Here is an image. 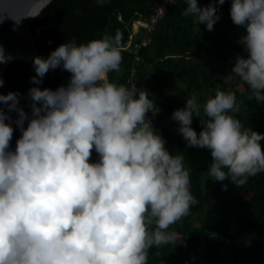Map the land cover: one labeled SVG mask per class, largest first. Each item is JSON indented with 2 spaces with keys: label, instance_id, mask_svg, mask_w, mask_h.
I'll list each match as a JSON object with an SVG mask.
<instances>
[{
  "label": "clouds",
  "instance_id": "clouds-1",
  "mask_svg": "<svg viewBox=\"0 0 264 264\" xmlns=\"http://www.w3.org/2000/svg\"><path fill=\"white\" fill-rule=\"evenodd\" d=\"M185 2L182 15L211 31L224 0ZM230 16L244 28L238 43L247 56L236 57L223 82L238 77L249 99L264 104V0H231ZM122 40L117 30L35 56L30 116L19 107L18 92L0 94L7 108H0V264H148L150 248L181 239L169 228L198 200L183 157L168 151L148 117L155 106L149 92L108 78L120 69ZM8 59L0 47V62ZM58 67L71 73L67 84L41 88ZM13 111L21 131L14 150L6 122ZM200 111L193 94L172 119L187 146L211 151L208 178L241 187L264 173V133L233 115L235 92L217 87ZM194 115L201 118L199 133L191 126Z\"/></svg>",
  "mask_w": 264,
  "mask_h": 264
},
{
  "label": "trees",
  "instance_id": "trees-1",
  "mask_svg": "<svg viewBox=\"0 0 264 264\" xmlns=\"http://www.w3.org/2000/svg\"><path fill=\"white\" fill-rule=\"evenodd\" d=\"M160 1L105 0L103 5H98L96 0H53L31 25L38 48L36 56L46 57L64 41L87 42L104 34L114 35L117 30L123 35L124 45L133 21H148ZM212 2L198 0L201 6ZM186 7L185 0L169 4L154 29L142 28L135 35L134 43L144 37L146 44L135 50H122L119 71L108 74L110 81L129 87V77L135 72L136 87L148 91L155 105L148 117L165 139L168 151L183 157L190 190L198 200L187 216L169 228L181 239L175 246L150 248L148 264H264V173L249 177L241 187L227 178L224 181L208 178L211 151L187 146L178 131L179 123L172 119L173 111L184 107L186 99L193 94L203 115L205 99L220 87L235 92L237 111L233 115L244 127L264 133V104L249 99L250 89L238 77L223 82L228 80L236 57L247 56L244 46L238 43L244 28L232 22L231 0L218 5L220 19L211 31L205 24L195 23L194 17L182 15ZM32 60L14 61L6 70L7 83L20 94L29 116L27 94L35 74ZM70 76L60 67L50 69L40 87L55 90L66 85ZM200 119L193 116L191 126L197 133L202 127ZM27 124L25 120V128ZM13 129L10 148L14 150L21 131L17 125ZM261 146L264 148V140ZM97 159L98 154L93 150L90 160ZM230 249L232 255L228 260L225 251Z\"/></svg>",
  "mask_w": 264,
  "mask_h": 264
},
{
  "label": "water",
  "instance_id": "water-1",
  "mask_svg": "<svg viewBox=\"0 0 264 264\" xmlns=\"http://www.w3.org/2000/svg\"><path fill=\"white\" fill-rule=\"evenodd\" d=\"M53 0H6L0 3V47L4 54L10 57L7 62H0V78L3 85H0V94H7L14 91L7 83L6 70L14 61H29L33 59L38 48L35 44L32 32V22L43 9ZM19 107L24 108L21 99ZM0 108L7 111L5 105L0 104ZM25 110V108H24ZM26 112V111H25ZM10 119L6 122L16 126L17 113L11 112Z\"/></svg>",
  "mask_w": 264,
  "mask_h": 264
},
{
  "label": "built area",
  "instance_id": "built-area-1",
  "mask_svg": "<svg viewBox=\"0 0 264 264\" xmlns=\"http://www.w3.org/2000/svg\"><path fill=\"white\" fill-rule=\"evenodd\" d=\"M176 2V0H175ZM169 4H172L169 2V0H161L158 4V6L154 9L153 13L149 17L148 21L143 19H137L133 21V26H135V30L132 32L129 36V43L125 46H122V50H135L140 48L142 45L146 44V41L143 37V40L141 42L137 41L134 43L133 39L135 35L140 31V29H146L147 31H150L155 28L157 23L164 17L165 13L167 12ZM129 81L131 82L132 86H136L135 84V72L133 71L129 77Z\"/></svg>",
  "mask_w": 264,
  "mask_h": 264
},
{
  "label": "rangeland",
  "instance_id": "rangeland-1",
  "mask_svg": "<svg viewBox=\"0 0 264 264\" xmlns=\"http://www.w3.org/2000/svg\"><path fill=\"white\" fill-rule=\"evenodd\" d=\"M135 29H136L135 26H133V24H132V32H133ZM143 36H144V35H143ZM128 41H129V39H128V40L126 41V43H125L124 45H122V46L127 45V44L129 43ZM231 250H232V249H230L229 251H228V250L225 251V254H226L228 260H231V255H232V254H231Z\"/></svg>",
  "mask_w": 264,
  "mask_h": 264
}]
</instances>
